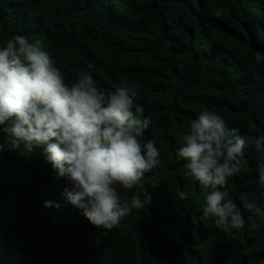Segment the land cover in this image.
<instances>
[{"label": "trees", "instance_id": "1", "mask_svg": "<svg viewBox=\"0 0 264 264\" xmlns=\"http://www.w3.org/2000/svg\"><path fill=\"white\" fill-rule=\"evenodd\" d=\"M16 34L40 40L69 83L91 63L102 89L134 92L152 118L141 139L155 141L162 168L143 178L147 210L108 231L63 200L67 181L43 147L3 151L0 264H264V222L242 203L264 209L261 157L246 150V168L229 180L246 221L230 235L204 217L207 193L176 155L204 109L241 136L264 135V61L254 60L264 54V0H0V45Z\"/></svg>", "mask_w": 264, "mask_h": 264}, {"label": "clouds", "instance_id": "2", "mask_svg": "<svg viewBox=\"0 0 264 264\" xmlns=\"http://www.w3.org/2000/svg\"><path fill=\"white\" fill-rule=\"evenodd\" d=\"M254 60L264 61V54L257 52ZM93 67L89 63L69 83L40 40L16 34L0 45V153L43 147L46 163L58 179L67 181L63 200L91 225L111 231L134 210L145 212L151 204L143 178L158 174L161 153L154 140L141 139L152 118L135 104L136 94L119 85L102 89L93 78ZM248 149L261 157L256 171L264 190V135L241 136L219 113L200 111L176 150L185 161V175L207 193L204 217L230 235L246 224L230 198L229 180L246 168ZM178 195L187 198L183 191ZM242 203L264 222V209L247 197ZM43 206L62 205L44 201ZM248 221L250 229L257 227L252 216Z\"/></svg>", "mask_w": 264, "mask_h": 264}]
</instances>
